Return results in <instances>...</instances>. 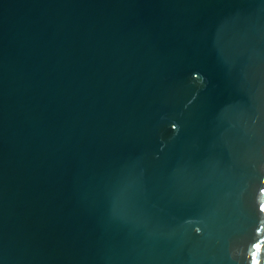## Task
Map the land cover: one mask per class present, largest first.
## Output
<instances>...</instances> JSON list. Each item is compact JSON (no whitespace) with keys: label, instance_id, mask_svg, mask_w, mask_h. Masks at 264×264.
Returning <instances> with one entry per match:
<instances>
[{"label":"water","instance_id":"95a60500","mask_svg":"<svg viewBox=\"0 0 264 264\" xmlns=\"http://www.w3.org/2000/svg\"><path fill=\"white\" fill-rule=\"evenodd\" d=\"M0 264H264V0H0Z\"/></svg>","mask_w":264,"mask_h":264}]
</instances>
